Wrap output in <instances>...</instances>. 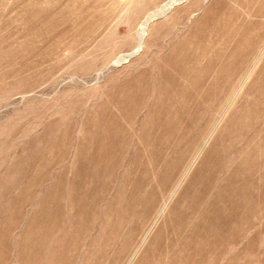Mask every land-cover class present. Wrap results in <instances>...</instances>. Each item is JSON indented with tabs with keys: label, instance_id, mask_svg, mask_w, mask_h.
Masks as SVG:
<instances>
[{
	"label": "rangeland",
	"instance_id": "obj_1",
	"mask_svg": "<svg viewBox=\"0 0 264 264\" xmlns=\"http://www.w3.org/2000/svg\"><path fill=\"white\" fill-rule=\"evenodd\" d=\"M167 1L0 0V264H264V0Z\"/></svg>",
	"mask_w": 264,
	"mask_h": 264
},
{
	"label": "bare ground",
	"instance_id": "obj_2",
	"mask_svg": "<svg viewBox=\"0 0 264 264\" xmlns=\"http://www.w3.org/2000/svg\"><path fill=\"white\" fill-rule=\"evenodd\" d=\"M183 0H169L163 4L160 8L156 9L154 12H151L143 21L140 23V27L137 31L138 45L136 50H140L142 43L146 36V30L154 17H162L166 15L174 5L180 4ZM133 57V56H132ZM130 57V58H132Z\"/></svg>",
	"mask_w": 264,
	"mask_h": 264
}]
</instances>
